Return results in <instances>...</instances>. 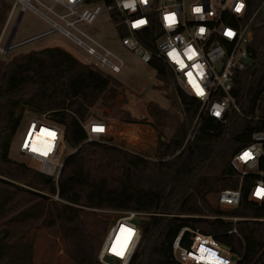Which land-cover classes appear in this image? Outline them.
<instances>
[{"label":"trees","instance_id":"trees-1","mask_svg":"<svg viewBox=\"0 0 264 264\" xmlns=\"http://www.w3.org/2000/svg\"><path fill=\"white\" fill-rule=\"evenodd\" d=\"M246 1L247 18L264 2ZM10 10L7 7V15ZM248 51L253 65L235 74L232 95L245 115L257 112L264 120V5L254 17ZM153 70L157 76L170 77L161 63L153 64ZM111 87L107 76L58 48L30 51L7 63L0 61V219L12 209L15 197L32 193L15 183L61 201L33 194V204L12 214L5 224L0 222V264H33L32 243L21 227L28 223L56 227L73 264H100L101 221L89 220L90 212L84 209L175 216L151 217L142 222L141 244L130 264H177L171 256V245L183 228L188 229L181 241L183 247L190 245L189 231L198 232L237 257V264H264V222L257 221L264 216V207L247 200L248 182H244L237 208L209 204L210 195L224 187H237L229 161L261 126L237 117L222 125L205 117L194 142L178 154L198 105L174 85L182 120L168 139L160 136L154 156L145 158L107 142L86 141L79 122L92 119L90 109L98 101L103 107H112L117 93ZM26 111L46 115L50 123L64 130V146L72 153L57 184L9 158L12 138L22 128ZM135 121L131 123L140 124Z\"/></svg>","mask_w":264,"mask_h":264},{"label":"built area","instance_id":"built-area-1","mask_svg":"<svg viewBox=\"0 0 264 264\" xmlns=\"http://www.w3.org/2000/svg\"><path fill=\"white\" fill-rule=\"evenodd\" d=\"M13 1L9 18L15 8L20 6V13L31 12L49 29L4 45L0 38L1 57L58 32L83 50L93 61L94 68L105 69L112 75H118L124 68V61L92 34L83 30V26L93 27L98 19L106 16L121 48L151 69L153 64H163L176 88L194 99L198 105L196 117L178 154L194 142L205 117L222 125H228L232 117L259 124L260 129L251 133L246 144L238 149L229 161L237 179V187H224L210 195L209 200L216 196L215 205L220 208H237L244 182L247 181V200L258 207H264V198L257 199L252 195L258 185L264 187V120L257 112L245 115L232 95L235 74L246 71L253 65L248 48L253 40L254 17L264 2L247 18L246 0H243L244 9L241 13L233 11L236 0L231 3L228 0H111L109 4H88L84 0ZM126 2L133 3V8H124L122 5ZM195 7H203L204 11L195 13ZM166 15L174 16L176 23L166 25ZM139 19H144L146 23L133 28V22ZM201 27L205 29L202 34L199 33ZM225 30H231L234 35L225 36ZM100 34L104 37V33ZM192 52L196 55L189 59ZM169 53H173L175 59ZM177 60L183 63V67ZM188 73L192 74L193 82L199 85L203 95H197L193 83L189 82ZM220 104H225V107L217 117L212 113ZM79 124L85 132L87 142H100L108 135L107 125L100 120L92 118ZM94 127L103 131H93ZM41 129L53 133L51 136L46 134L44 138L46 145L52 144L51 150L46 154L39 148H31L33 135ZM63 146V128L50 123L46 115H41L27 120L23 125L17 152L22 159L34 163L40 174L54 179L57 184L64 162L72 153H64ZM245 151H249L250 158L241 159ZM54 199L59 201L57 196ZM151 217L175 216L159 212H119L106 230L97 254L98 261L101 264H111L106 262V259H112L116 264H130L141 244L142 222ZM224 219L232 222L251 221L240 218ZM257 221L264 222V216ZM121 227L129 231L122 233ZM185 231L188 229H181L171 245V256L175 263L237 264L236 261H231L233 255L226 248L215 244L210 236H203L198 232L189 231L190 245L188 248L183 247L181 241ZM117 235L120 236V244L123 247L122 256H117L111 251Z\"/></svg>","mask_w":264,"mask_h":264},{"label":"rangeland","instance_id":"rangeland-1","mask_svg":"<svg viewBox=\"0 0 264 264\" xmlns=\"http://www.w3.org/2000/svg\"><path fill=\"white\" fill-rule=\"evenodd\" d=\"M13 3V0H0V30L6 18L7 7L12 8ZM14 11V16L10 23L11 28L19 15L20 6H17ZM47 29L49 27L43 21L31 12L25 11L18 24L15 40H18L19 36H30L35 34V32H44ZM83 30L92 34L94 38L117 54L125 63L123 70L118 75H112L105 69L95 68L99 73L107 76L112 81L111 89L117 93L112 107H103L102 103L98 101L90 109L92 118L104 122L108 127V135L100 143L107 142V144L123 148L145 158H152L160 136L168 139L182 120V113L174 91L173 80L171 77L163 78L157 76L155 70L141 63L137 57L121 48L106 16L98 19L93 27L83 26ZM100 33H104V37ZM2 44L4 45V42ZM47 48L61 49L79 62L93 67V61L90 57L58 32L38 42L9 52L6 57L0 56V61L7 63L9 60L23 56L30 51ZM35 117V115L27 111L24 112L23 125H25L27 120ZM133 120L140 122V124L131 123ZM152 124L156 125L158 130ZM22 131L23 126L12 138L9 158L18 164H23L27 168L36 171L37 166L34 163L22 159L18 155L17 147ZM63 149L64 153L71 151L66 146H63ZM15 184L23 188L24 191L28 190L32 193L23 192L15 197L12 209L7 211L8 213H5L0 219L2 224H5L12 214L33 204L36 198V195L33 194L40 193L51 197L52 200L57 202L54 199L55 196H51L47 192L38 191L20 183ZM215 201L216 196H214V199L209 200V204L214 207ZM58 202L60 203L61 201L59 200ZM84 210L90 212L89 220L101 221L100 244L109 225L119 215V212H122ZM21 227L27 230L25 238H29L32 243L33 264H73L66 253V247L56 227L46 228L42 223H28ZM106 262L116 264L112 259H106Z\"/></svg>","mask_w":264,"mask_h":264},{"label":"clouds","instance_id":"clouds-1","mask_svg":"<svg viewBox=\"0 0 264 264\" xmlns=\"http://www.w3.org/2000/svg\"><path fill=\"white\" fill-rule=\"evenodd\" d=\"M229 3L232 2V0H228ZM124 8H130L132 9L133 8V3L131 2H126V3H123L122 5ZM201 7H195L193 9V12L195 13H198V10L200 9ZM244 9V3H243V0H236V3H235V7L233 9V11H235L236 13H241ZM165 17H167V20L165 19ZM164 21L166 23V25H173L176 23V20H175V17L172 16V15H166L164 16ZM203 30V31H202ZM205 32V29L203 27H201L199 29V33H204ZM228 33H231L232 35H234V33L231 31V30H225V32L223 33L225 36L229 37L228 36ZM225 107V104H220L218 106H216L215 108V111L212 113L213 115L219 117L220 115V112L222 111V109ZM245 154H250L249 151H245L244 152ZM252 195L259 199V198H264V187H261V186H257ZM217 264H219V262H217Z\"/></svg>","mask_w":264,"mask_h":264},{"label":"snow or ice","instance_id":"snow-or-ice-1","mask_svg":"<svg viewBox=\"0 0 264 264\" xmlns=\"http://www.w3.org/2000/svg\"><path fill=\"white\" fill-rule=\"evenodd\" d=\"M142 2H144V0H142ZM202 11H204L203 7H201L198 10V13H200ZM165 19L167 20V17H165ZM145 23H146V21L144 19H139V20L133 22L132 27L133 28H136L138 26L144 25ZM228 36L229 37H232L233 35L231 33H228ZM169 55L172 56L175 59L173 53H169ZM195 55H196V53L195 52H192L191 56H189L188 58L191 59ZM177 63H180L181 67H183V63L181 61L177 60ZM187 75L189 76V82L190 83H193V87L195 88L197 95H203V91L201 90V88L199 87V85H197V84H195L193 82V80H192V74L191 73H188ZM93 131H103V129L95 128L94 127L93 128ZM41 132L44 133V132H46V130L45 129H41ZM47 135L51 136V135H53V133L47 132ZM34 150H36V149H34ZM246 158H250V154L243 153L242 156H241V159H246ZM120 231L123 233V232H128L129 230L126 229V228H124V227H121V230ZM129 235H131L130 232H129ZM111 251L115 255H117V256H122L123 255V247L120 244V236L119 235H117L116 241L113 243L112 248H111Z\"/></svg>","mask_w":264,"mask_h":264},{"label":"crops","instance_id":"crops-1","mask_svg":"<svg viewBox=\"0 0 264 264\" xmlns=\"http://www.w3.org/2000/svg\"><path fill=\"white\" fill-rule=\"evenodd\" d=\"M10 12H11V10L9 11L8 15L6 14L7 17L5 18L4 24L2 26V29L0 30L1 42H4V43H8V42H11V41H16L15 37H16L17 29H18V24H19V22L21 20V17L23 15V13L19 12L18 17H17L13 27L11 28L10 27V23H11V21L13 19L15 11H13L12 16L9 18ZM35 34H36V32H35ZM26 37H28V36H23V35L19 36L18 40H21V39L26 38Z\"/></svg>","mask_w":264,"mask_h":264},{"label":"bare ground","instance_id":"bare-ground-1","mask_svg":"<svg viewBox=\"0 0 264 264\" xmlns=\"http://www.w3.org/2000/svg\"><path fill=\"white\" fill-rule=\"evenodd\" d=\"M46 134H47V131L44 133L40 131L34 134L32 137L31 148H39L44 154L48 153L51 150L52 144H48V145L45 144L44 138L46 137Z\"/></svg>","mask_w":264,"mask_h":264},{"label":"water","instance_id":"water-1","mask_svg":"<svg viewBox=\"0 0 264 264\" xmlns=\"http://www.w3.org/2000/svg\"><path fill=\"white\" fill-rule=\"evenodd\" d=\"M231 261H236L237 262V257L231 256Z\"/></svg>","mask_w":264,"mask_h":264}]
</instances>
